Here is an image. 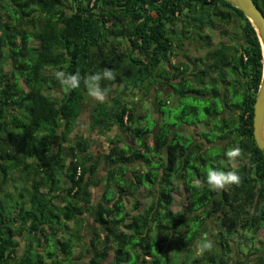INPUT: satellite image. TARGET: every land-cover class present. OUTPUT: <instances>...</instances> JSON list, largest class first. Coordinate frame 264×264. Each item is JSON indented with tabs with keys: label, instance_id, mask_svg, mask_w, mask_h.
Masks as SVG:
<instances>
[{
	"label": "trees",
	"instance_id": "trees-1",
	"mask_svg": "<svg viewBox=\"0 0 264 264\" xmlns=\"http://www.w3.org/2000/svg\"><path fill=\"white\" fill-rule=\"evenodd\" d=\"M253 1L264 15V0ZM195 41L202 56L183 50ZM262 64L254 26L225 0H0V264H264L252 244L264 229V155L252 133ZM105 68L115 79L101 88L125 93L96 101L89 127L111 138L101 156L77 138L68 156L84 78ZM58 70L79 73L80 87L64 93ZM235 146L242 156L229 162ZM210 168L241 181L213 191ZM179 184L186 202L175 210Z\"/></svg>",
	"mask_w": 264,
	"mask_h": 264
},
{
	"label": "clouds",
	"instance_id": "clouds-1",
	"mask_svg": "<svg viewBox=\"0 0 264 264\" xmlns=\"http://www.w3.org/2000/svg\"><path fill=\"white\" fill-rule=\"evenodd\" d=\"M55 77L66 94L80 87L81 78L79 73L69 74L58 70L55 72ZM102 79L111 81L115 79V75L112 70L105 68L102 73L98 72L84 78L87 95L99 103H105L107 99V89H102L100 86ZM225 155L229 162H233L242 156V149L239 146L229 148ZM206 175L208 187L213 191H220L234 184L239 185L241 181V177L235 169L223 171L210 168L207 170ZM195 186L199 187L200 185L196 184ZM204 247H210V245H205Z\"/></svg>",
	"mask_w": 264,
	"mask_h": 264
},
{
	"label": "rangeland",
	"instance_id": "rangeland-1",
	"mask_svg": "<svg viewBox=\"0 0 264 264\" xmlns=\"http://www.w3.org/2000/svg\"><path fill=\"white\" fill-rule=\"evenodd\" d=\"M221 30H222V28H221V26H217L214 30H213V32H211V36H210V49H214L216 46H217V44H218V41H219V39H220V36H221V34H220V32H221ZM205 31H207L208 32V30L207 29H205ZM227 37H223V41L224 42H226L227 41ZM32 44H37L38 42H37V40H33V42H31ZM200 44H201V42L200 41H195L194 43H193V45H190V46H187V45H185V48H189V47H191L192 48V50H190V51H187V54H189V56H191V57H196V56H202L205 52H206V48H204L203 46H200ZM180 53V54H179ZM178 56L181 58V57H184L185 56V53H184V51H181V52H178ZM6 68L8 69L9 68V66H6ZM121 87H124V86H122V85H118V86H116V87H113L112 88V90H110V91H108L107 93H115V92H118V93H123L124 91H123V88H121ZM120 88V89H119ZM125 93V92H124ZM159 93H161V91L159 92ZM122 102L124 101V102H129V103H133L135 100H133V96L132 95H130V96H125V97H123V99L121 100ZM144 102V101H143ZM142 102V103H143ZM188 103L189 102V99H187V100H184V103ZM176 104V97H170V99L168 100V104H167V109L169 110H172L173 111V114H175L176 115V113L177 114H179L180 113V106L179 105H175ZM145 105H147V102H145ZM140 110L141 109H146V107L145 106H143V107H140L139 108ZM204 115V114H203ZM202 115V116H203ZM172 117H174L173 115H172ZM171 117V119H173ZM82 119H83V116H82ZM84 120V119H83ZM86 128H87V124H86ZM197 129H199V127L197 128ZM105 134V133H104ZM122 134V133H121ZM211 136V135H210ZM118 137H120L119 136V134H118ZM215 137H217V135H215ZM108 138V137H107ZM123 138H124V140L125 141H130V138L129 137H125V136H123ZM98 140V142H99V147H100V149H103V148H105V146H106V144H107V140H105V135H102V136H99V138L97 139ZM102 172H100V174H101ZM145 191H146V189L145 188H140L139 190H138V192L136 193V196H141V195H143L144 193H145ZM96 195V194H95ZM185 195H186V191H185V189H184V187H182L180 184H179V186L177 187V189H175L174 190V203H173V208L175 209V210H177V209H179V208H181V207H183V206H185V202H186V199H185ZM132 199L131 198H129L128 196H125V202H126V205H127V207H129V204H130V201H131ZM141 205L140 206H143L144 204H146V202L148 201V197L146 196V197H144V198H141ZM87 220H89V221H87ZM84 225H92L93 226V223H92V219H91V216L89 215V216H87V218H86V221H85V224ZM91 226V227H92ZM90 227V228H91ZM90 228H83V233H85V231L87 230V229H90ZM241 233H237V235H235V237H234V239H233V241H232V243H233V246H234V249H237V245L240 243V242H242L244 239L241 237V235H240ZM73 237H75V236H71L70 238H72L73 240H74V238ZM252 244H254V246L255 247H264L263 246V244H264V229L263 228H261L260 230H258V232L254 235V238H253V241H252ZM252 244H251V246H252ZM247 252V251H246ZM234 253V256L233 257H240L239 256V254L237 253L236 254V252H233ZM250 256H252V250H251V253H250ZM85 258H87V255L85 254ZM243 259H244V257H243ZM250 259V258H249ZM247 261H248V258H246V259H244V263L243 264H249L250 262H248L247 263Z\"/></svg>",
	"mask_w": 264,
	"mask_h": 264
},
{
	"label": "water",
	"instance_id": "water-1",
	"mask_svg": "<svg viewBox=\"0 0 264 264\" xmlns=\"http://www.w3.org/2000/svg\"><path fill=\"white\" fill-rule=\"evenodd\" d=\"M236 6L249 19L259 38L262 51V74L253 103L252 133L255 144L264 155V15L253 0H225Z\"/></svg>",
	"mask_w": 264,
	"mask_h": 264
},
{
	"label": "crops",
	"instance_id": "crops-1",
	"mask_svg": "<svg viewBox=\"0 0 264 264\" xmlns=\"http://www.w3.org/2000/svg\"><path fill=\"white\" fill-rule=\"evenodd\" d=\"M116 95L121 96V97L124 96L123 93H118V92L107 93L106 101L108 100V103H111L113 101V97H115ZM95 103H96V101L87 95L86 99L84 100V102L82 104V111L79 114L75 130L71 134L70 139L68 140V143L66 144L65 149H64L68 156L71 154V152H70V149L68 148L67 145L70 144L71 142H73L77 138L87 139L89 149L92 152H94V154L100 155V156H101V153L104 151L105 148L100 149L99 142L97 139L99 138V136L105 135V140H107V141L110 140V138H111L110 132H107L105 134H101L100 132H98L97 129L91 130L89 127V122L91 120V114L93 113V108L95 107ZM82 116H83L84 120L82 119ZM86 124H87V128H86ZM117 132H119V131H117ZM121 133L124 136L123 132H119V135L122 137ZM102 161H101V163H99L100 164L99 169H98L99 174H100V172H102L101 174L106 173V171L108 169V167L104 164V159ZM99 174H96V175H98V177H100L101 174L100 175ZM62 181H63L62 184L64 185V183H66V182H65V180H62ZM91 189H92V192L94 193V196H95L94 198H97L98 194L102 190V187L101 186H98V187L92 186ZM58 202H59V198L56 197V203H58ZM24 238H25V236H23L21 238V240H24Z\"/></svg>",
	"mask_w": 264,
	"mask_h": 264
},
{
	"label": "flooded vegetation",
	"instance_id": "flooded-vegetation-1",
	"mask_svg": "<svg viewBox=\"0 0 264 264\" xmlns=\"http://www.w3.org/2000/svg\"><path fill=\"white\" fill-rule=\"evenodd\" d=\"M177 18H178V17H177ZM186 19H187V18L184 17V16H180V18H178V19H173L172 21L174 22V27H172V28H173V29H177V30H179L180 27H181V24L187 21ZM187 23H189V22H187ZM184 49H186V48H183V50H184ZM184 53H186V52H184ZM179 54H180V53H179ZM179 54H178V55H179ZM173 57H174L176 60H179V59H180V60H185V59H184L185 56L180 58L179 56H175V55H174ZM173 57H172V58H173ZM175 59H174V60H175ZM171 60H172V59H171ZM189 70H190V69H188L187 71L189 72ZM224 143H225V142H223V144H224ZM234 164H236V163H234Z\"/></svg>",
	"mask_w": 264,
	"mask_h": 264
},
{
	"label": "bare ground",
	"instance_id": "bare-ground-1",
	"mask_svg": "<svg viewBox=\"0 0 264 264\" xmlns=\"http://www.w3.org/2000/svg\"><path fill=\"white\" fill-rule=\"evenodd\" d=\"M263 135H264V126H263Z\"/></svg>",
	"mask_w": 264,
	"mask_h": 264
}]
</instances>
